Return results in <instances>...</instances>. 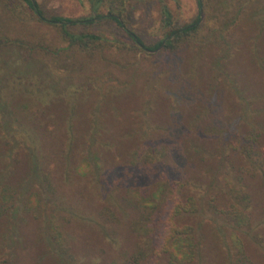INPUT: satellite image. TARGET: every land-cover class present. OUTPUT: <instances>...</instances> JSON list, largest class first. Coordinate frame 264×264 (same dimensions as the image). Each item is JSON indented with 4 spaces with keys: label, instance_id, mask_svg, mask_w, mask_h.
<instances>
[{
    "label": "trees",
    "instance_id": "16d2710c",
    "mask_svg": "<svg viewBox=\"0 0 264 264\" xmlns=\"http://www.w3.org/2000/svg\"><path fill=\"white\" fill-rule=\"evenodd\" d=\"M195 1L177 25L170 0H82L73 17L0 0V264L35 248L44 264H264V0ZM139 3L158 12L152 43L129 20ZM100 22L122 36L89 29ZM138 53L184 55L188 78L221 92L223 128L206 103L173 127L119 129L129 104L111 82L129 71V93ZM180 129L191 136L166 149Z\"/></svg>",
    "mask_w": 264,
    "mask_h": 264
},
{
    "label": "rangeland",
    "instance_id": "374dc122",
    "mask_svg": "<svg viewBox=\"0 0 264 264\" xmlns=\"http://www.w3.org/2000/svg\"><path fill=\"white\" fill-rule=\"evenodd\" d=\"M41 7L47 12L60 14L63 16L73 17L84 14L87 12V4H84L82 0H36ZM170 7L176 19V24L181 25L190 21L196 14V1L195 0H170ZM129 11V20L134 29L138 32L142 40L147 43H152L156 40L157 36V21H158V12L156 6L154 7L153 3H139L135 4L128 9ZM243 27V25H241ZM41 32H48L46 27H41ZM91 31H95L103 36L108 38H116L122 36V30L114 22H100L90 26ZM242 29V28H241ZM229 46L237 50V45L232 41ZM189 52V50H188ZM185 53V52H184ZM235 54V53H232ZM140 64L136 65L140 71V75L136 79V82L128 85L129 93L123 90L125 82H128L126 77L128 76L129 71L124 73L117 74L119 79L123 82L120 84L118 81H112L111 83L119 86L115 88L120 90L123 94V99L125 101L126 107L129 104V109H127L126 117L119 118L118 124L119 129L123 127V124L129 125H139L142 122L150 123L151 128L159 127L160 124H166L171 121V127L179 125L178 122L185 120V117L189 116L187 110H191L192 116L195 115L193 108L198 105H204L209 103L213 106V109H210L207 117H205L206 122L210 125H213L217 128L222 127L223 117L221 113L225 106L219 97L221 92H219L217 85H214L209 88H204L202 86H197L195 83L188 78L186 69L189 68V65L185 63L184 55L179 56V62L174 59V61H169V57L164 55L163 57L157 58L156 56H148L144 53L136 54ZM184 60V64H181V60ZM171 62V63H170ZM168 75V76H167ZM148 78L147 80L144 78ZM166 78V82L169 85V89L175 88V92H178L177 97H173L168 94L171 91H167L162 88L159 84L161 79ZM189 84V91H181L185 84ZM178 84L180 86L178 90ZM143 86L144 93L139 94L140 86ZM111 87L110 85H107ZM183 93H186V98H184ZM180 94V95H179ZM225 98V97H224ZM148 101V108L146 112H142V103ZM180 101V103L178 102ZM172 103L173 108H168V105ZM188 108V109H187ZM186 117V118H187ZM191 117V116H190ZM159 124V125H158ZM149 128L150 130H152ZM229 135L224 132V140H228V137L234 133V129H230ZM191 132H183L182 129L179 130L178 134L167 136L165 140L161 143L166 147V149H174L177 140H181L185 137H190ZM172 137V138H170ZM161 142V140H160ZM177 150V146L174 151ZM116 154L115 149H111V156L113 157ZM170 154V150H169ZM119 160V158H116ZM177 160V158H175ZM179 160V159H178ZM177 162V161H176ZM178 166H173L168 171L175 175L177 172L183 169V165L178 161ZM175 173V174H174ZM81 219L77 222V228L75 233L71 235L75 240L83 242L82 232L78 228ZM121 235L118 236V240L121 241ZM39 249L35 248L29 251L28 258L22 261V264H44V262L38 260L36 255H38ZM99 261V260H97ZM97 261L93 260V263Z\"/></svg>",
    "mask_w": 264,
    "mask_h": 264
}]
</instances>
